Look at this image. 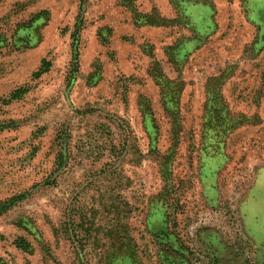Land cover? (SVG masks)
Masks as SVG:
<instances>
[{"label": "rangeland", "instance_id": "obj_1", "mask_svg": "<svg viewBox=\"0 0 264 264\" xmlns=\"http://www.w3.org/2000/svg\"><path fill=\"white\" fill-rule=\"evenodd\" d=\"M249 3L0 0V264H264Z\"/></svg>", "mask_w": 264, "mask_h": 264}, {"label": "crops", "instance_id": "obj_2", "mask_svg": "<svg viewBox=\"0 0 264 264\" xmlns=\"http://www.w3.org/2000/svg\"><path fill=\"white\" fill-rule=\"evenodd\" d=\"M260 5L262 7H264V0H250L249 6L252 7V5Z\"/></svg>", "mask_w": 264, "mask_h": 264}, {"label": "trees", "instance_id": "obj_3", "mask_svg": "<svg viewBox=\"0 0 264 264\" xmlns=\"http://www.w3.org/2000/svg\"><path fill=\"white\" fill-rule=\"evenodd\" d=\"M132 253H129V257H131L132 255H131Z\"/></svg>", "mask_w": 264, "mask_h": 264}]
</instances>
